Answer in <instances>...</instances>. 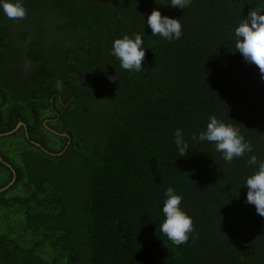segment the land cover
<instances>
[{
    "label": "trees",
    "instance_id": "1",
    "mask_svg": "<svg viewBox=\"0 0 264 264\" xmlns=\"http://www.w3.org/2000/svg\"><path fill=\"white\" fill-rule=\"evenodd\" d=\"M66 3L23 0L21 20L0 9V135L27 128L0 137L16 173L0 192V264H264V217L245 185L250 156L264 161V80L235 48L236 27L251 9L264 13V0ZM156 8L180 19V39L152 35ZM137 33L143 70L126 71L112 43ZM213 115L253 152L227 162L194 141ZM12 178L0 162V190ZM168 187L193 219L180 246L159 227Z\"/></svg>",
    "mask_w": 264,
    "mask_h": 264
},
{
    "label": "clouds",
    "instance_id": "2",
    "mask_svg": "<svg viewBox=\"0 0 264 264\" xmlns=\"http://www.w3.org/2000/svg\"><path fill=\"white\" fill-rule=\"evenodd\" d=\"M192 0H170L173 8L185 9ZM160 4V0H156ZM167 5V4H166ZM0 9L10 20H21L27 17V10L23 0H0ZM147 25L152 30L153 36H159L169 41L180 39L182 24L180 19L171 18L161 13L159 8L154 9L147 17ZM235 48L249 64H254L264 80V13L251 9L248 16L243 19L235 29ZM142 35H124L113 41L110 55L116 57L120 67L126 71L139 72L143 70L146 50L143 45ZM113 80V77H111ZM195 141H208L215 144V150L222 153L223 159L232 162L242 158L246 153H252V145L241 134L238 127L225 123L215 115L209 117L206 130L199 136H192ZM180 156H186L190 149L184 139L182 130L177 128L175 140ZM247 163L256 165L257 170L245 182L248 188L246 203L254 205L256 212L264 217V161L258 162L256 155H251ZM166 199L163 204L164 221L160 224V231L176 246L186 244L190 234L194 231L193 219L181 208L183 197L172 187L165 192Z\"/></svg>",
    "mask_w": 264,
    "mask_h": 264
},
{
    "label": "flooded vegetation",
    "instance_id": "3",
    "mask_svg": "<svg viewBox=\"0 0 264 264\" xmlns=\"http://www.w3.org/2000/svg\"><path fill=\"white\" fill-rule=\"evenodd\" d=\"M64 1H66L67 3H66V5L68 6L69 5V2H70V0H64ZM69 1V2H68ZM52 36H54V34H52ZM59 41V39L57 38V36L52 40V41H50L48 44H47V46L48 47H50L51 45L53 46V47H57V46H60L61 44H59V43H57ZM88 41V40H87ZM102 41V40H101ZM102 44H100V46L102 47V52H105L106 50H107V48L106 47H108V43L106 42V41H102L101 42ZM51 49V48H50ZM93 60H94V57H93ZM97 73H99V70L98 71H96ZM94 75H95V73H94ZM59 77V76H58ZM63 77V76H62ZM80 77H81V75H80ZM92 80H94V78H92ZM93 82H95L96 83V80L95 81H93ZM57 95V94H56ZM59 96V95H58ZM54 97L55 96H53V97H51L50 98V103L51 104H53L54 103ZM59 99H61V98H59ZM61 102H62V100H60ZM64 107H66V105H64ZM51 120L50 119H45V120H43V122H42V124H43V126L47 129V130H51L52 132H54V133H57V134H59L58 132H56L55 130H53V129H51L50 128V125H49V122H50ZM18 123H20V122H18ZM18 125V124H17ZM21 127H23V126H21ZM20 127V128H21ZM16 128V127H15ZM19 128V129H20ZM24 128L26 129V131H27V128H26V125L24 126ZM18 129V130H19ZM17 130V131H18ZM59 135H63V136H66V137H68V135L66 134V133H63V134H59ZM27 137H28V134L26 135ZM70 142L68 141V144H69ZM40 146V148H42L45 152H48L46 149H44L41 145H39ZM49 154H51V155H57V154H54V153H49ZM8 156H9V154H7ZM1 157V156H0ZM2 159H3V157H1ZM3 161H5L4 159H3ZM0 162H2V161H0ZM6 162V161H5ZM4 165H6L4 162H2ZM7 164H9L8 162H6ZM10 165V164H9ZM7 166V165H6ZM11 166V165H10ZM8 167V166H7ZM11 171H12V169H13V167L11 166V168L10 167H8ZM14 170V169H13ZM15 171V170H14ZM12 174H13V171H12Z\"/></svg>",
    "mask_w": 264,
    "mask_h": 264
},
{
    "label": "water",
    "instance_id": "4",
    "mask_svg": "<svg viewBox=\"0 0 264 264\" xmlns=\"http://www.w3.org/2000/svg\"><path fill=\"white\" fill-rule=\"evenodd\" d=\"M21 126H25V124H24L23 122L18 123V125L16 126V128H15L14 130L9 131V132H6V133H3V134L0 135V137H2V136H8V135L14 133V132L17 131ZM37 145L39 146V144H37ZM0 161L4 162L8 167L11 168V166H10L9 164H7L5 161H3V159H2L1 157H0ZM12 171H13V178H12L11 182H10L5 188H2V189L0 190V192H2V191H4V190L8 189V188H9V187L15 182V180H16V173H15V171H14L13 169H12Z\"/></svg>",
    "mask_w": 264,
    "mask_h": 264
},
{
    "label": "rangeland",
    "instance_id": "5",
    "mask_svg": "<svg viewBox=\"0 0 264 264\" xmlns=\"http://www.w3.org/2000/svg\"><path fill=\"white\" fill-rule=\"evenodd\" d=\"M6 143L8 144V146H7V147H9V145H10V142H6ZM7 147H6V148H7Z\"/></svg>",
    "mask_w": 264,
    "mask_h": 264
}]
</instances>
